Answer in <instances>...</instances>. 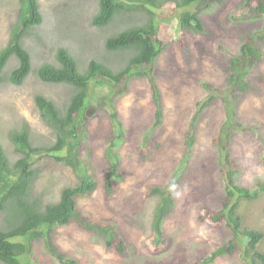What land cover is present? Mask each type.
Returning <instances> with one entry per match:
<instances>
[{"label": "rangeland", "instance_id": "1", "mask_svg": "<svg viewBox=\"0 0 264 264\" xmlns=\"http://www.w3.org/2000/svg\"><path fill=\"white\" fill-rule=\"evenodd\" d=\"M251 3L198 0L184 8L168 3L155 9L164 51L155 64L137 66L136 71L145 76L117 86L108 80L91 84L79 117L89 135L86 145L92 149L99 184L93 194L79 196L78 205L94 220L117 224L121 233L115 242L124 239L126 244L125 254L108 249L79 221L54 227L56 245L81 257V264H198L201 252L223 240L225 219L215 220L213 215L235 189L231 180L253 185L264 179V17L253 13L257 1ZM18 7L19 0H0V50L9 42ZM40 7L43 22L25 39L32 55L31 74L21 85L12 83L10 76L18 64L13 58L0 75V142L12 162L20 157L10 135L13 129L28 124L38 145L56 140V132L41 117L35 96L43 93L62 107L70 98V87L39 78L37 69L42 63H57V49L65 47L82 72L92 59L118 71L127 64L130 53L108 51L106 39L150 17L141 11L97 27L92 19L99 0H40ZM188 10L202 12L203 32L180 29L181 15ZM252 33L251 44L263 56L254 67L240 52ZM234 56L240 58L237 69L248 71L250 90L246 93L226 87ZM156 84L165 97L166 113L161 121L154 115L152 87ZM113 103L125 117L128 134L116 145L122 154V176L108 196L103 185L107 168L104 147L115 134ZM83 154L88 156L86 151ZM50 160L41 161L44 171L35 188L44 193L45 201L59 199L62 188L73 185L75 179L71 170L53 163V157ZM155 184L169 187L175 194L174 210L165 221L167 236L160 241L152 226L160 199L151 193ZM240 210L248 226L264 231V193L244 200ZM4 224L0 212V226ZM13 240L28 241L27 237ZM48 240L37 243L39 249L26 259L28 264H60ZM260 248L264 252V240ZM222 258L217 264H243L239 254Z\"/></svg>", "mask_w": 264, "mask_h": 264}, {"label": "trees", "instance_id": "2", "mask_svg": "<svg viewBox=\"0 0 264 264\" xmlns=\"http://www.w3.org/2000/svg\"><path fill=\"white\" fill-rule=\"evenodd\" d=\"M196 1L99 0V10L92 19V23L97 27H105L119 17L133 16L136 12L144 11L150 15L143 24H133L106 39L105 46L108 51L130 53L127 64L115 71L104 62L92 59L87 69L82 72L74 55L67 48L59 47L56 52L57 63L46 61L37 69V74L42 81L70 87V98L62 107L43 93L35 96L42 119L56 132V140L51 145L35 144L28 124L15 128L10 133L15 143V150L20 154L14 162L10 160L0 142V212L5 217V224L0 226V262L28 264L26 259L33 256L32 251L39 249L37 243L43 238H49L50 251L57 256L60 264H81L76 256L58 247L53 238L54 227L66 226L74 221H79L86 230L98 235L108 249H115L118 253L125 254V240L115 242L121 233L118 225L112 221L102 223L94 220L78 205L77 198L81 195L93 194L99 184L97 168L91 158L92 149L86 145L89 135L83 130L79 116L86 106L93 82L102 84L104 80H108L117 86L130 78L144 77V72L136 71L137 66L145 68L162 55L164 47L159 40V25L156 23L155 9H161L170 2L177 8H184ZM222 1L212 0V2ZM252 1L255 0H247V5L251 6ZM256 1L257 5L253 13L262 18L264 17V0ZM201 14L199 10L195 12L188 10L182 13L180 29L203 32L204 24ZM16 16L9 42L0 50V75L14 58L18 64L12 70L10 81L21 85L33 70L32 55L25 44V39L43 22L40 0H19ZM250 35L248 37L250 42L244 44L240 52L252 61L254 67L260 64L258 61H261L263 56L251 44L253 33ZM234 57L230 59L228 68L230 74L226 87H236L241 93H246L250 90L248 89L250 84L247 79L248 71L240 72L236 67L240 58ZM204 85L209 87L207 83ZM120 94L123 95L124 92ZM152 96L155 118L161 121L165 116L166 108L165 97L159 85L152 87ZM111 118L115 124V131H113L115 134L104 147L107 168L103 185L108 196L114 193L117 178L122 176V154L117 150L116 145L120 138L128 134L125 117L115 103H113ZM83 151L87 152V157L84 156ZM46 157H50L51 160L53 157V163L71 170L75 177L73 185L64 186L59 199L53 201H45L44 193L35 190L36 183L44 171L41 161ZM231 182L235 189L228 193L224 204L215 209L213 215L215 220L225 219L223 240L208 246L201 252L198 264H217L223 259L222 257H232L236 254H239L243 264H264V252L260 248L264 240V231L248 226L240 210L244 200H253L264 193V179H258L253 185H239L232 180ZM150 190L152 194L160 196L152 221L155 237L157 241H160L167 236L165 221L174 210L175 194L171 188L161 184L153 185ZM201 209L209 212L206 207ZM44 226H48L47 229H44ZM17 237H27L28 241H14L13 239Z\"/></svg>", "mask_w": 264, "mask_h": 264}, {"label": "clouds", "instance_id": "3", "mask_svg": "<svg viewBox=\"0 0 264 264\" xmlns=\"http://www.w3.org/2000/svg\"><path fill=\"white\" fill-rule=\"evenodd\" d=\"M197 1H198V0H197ZM170 3H171V2H170ZM167 4H168V3H167ZM167 4H166V5H167ZM166 5H165V6H166ZM127 28H128V27H127ZM122 31H123V30H122ZM158 58H159V57H158ZM158 58H157V59H158ZM155 63H156V62H155V60H154V62H153L152 64H155ZM152 64H150V65H152ZM148 66H149V65H148ZM148 66H147V67H148ZM143 68H144V67H143Z\"/></svg>", "mask_w": 264, "mask_h": 264}, {"label": "crops", "instance_id": "4", "mask_svg": "<svg viewBox=\"0 0 264 264\" xmlns=\"http://www.w3.org/2000/svg\"><path fill=\"white\" fill-rule=\"evenodd\" d=\"M77 258L80 260L81 259V257H79V256H77ZM81 261V260H80Z\"/></svg>", "mask_w": 264, "mask_h": 264}]
</instances>
